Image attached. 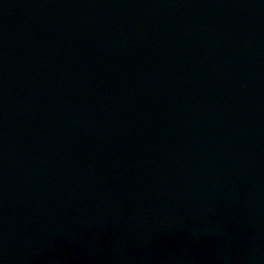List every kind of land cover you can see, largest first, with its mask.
<instances>
[{
    "label": "water",
    "instance_id": "obj_1",
    "mask_svg": "<svg viewBox=\"0 0 264 264\" xmlns=\"http://www.w3.org/2000/svg\"><path fill=\"white\" fill-rule=\"evenodd\" d=\"M0 264H264V0H0Z\"/></svg>",
    "mask_w": 264,
    "mask_h": 264
}]
</instances>
